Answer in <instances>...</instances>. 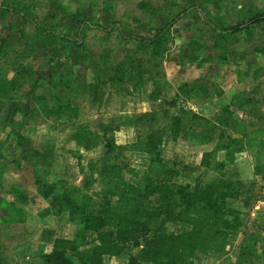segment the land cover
I'll use <instances>...</instances> for the list:
<instances>
[{
	"label": "rangeland",
	"instance_id": "obj_1",
	"mask_svg": "<svg viewBox=\"0 0 264 264\" xmlns=\"http://www.w3.org/2000/svg\"><path fill=\"white\" fill-rule=\"evenodd\" d=\"M49 1L0 0V5L24 8L33 18L40 20L52 7ZM59 1L67 14L79 13L93 25L85 39L87 47L105 66L123 70V77L115 85L107 81L106 86H100L99 98L92 101L87 89L96 77L92 69L76 63L62 65L58 58L49 61L48 56H44L49 49H41L27 59L34 61L40 76L34 93L45 97L52 110L49 116H40L33 121L20 113L12 115V111L0 103V263L48 264L45 256L54 246L64 249L65 254L74 260L76 253L89 250L96 242V234L86 232L82 241L80 224L69 221L65 209L60 213L53 198L59 199L65 194L75 202L98 201L101 184L95 175L89 174L87 162L102 155L103 151L101 147L83 150L75 144L71 133L81 125H88L101 133L100 125L112 123L115 130L111 134L115 142L124 145L136 137L133 116L158 108L163 100H174V106L164 103L160 107H168L173 113L183 108L217 123L210 137L190 125L177 139L164 138L163 158L179 171L173 178L176 184L192 187L197 178L204 183L223 172L233 173L235 178L246 183L251 180L257 182L255 199L249 205L244 206L236 199L223 202L225 208L239 210L243 219L240 232L226 247L225 253L198 261L192 259L188 264H264V144L237 149L233 160L228 159L225 148L216 145L220 129L224 127L221 119H225L228 113L240 124L264 127V21L240 32L225 34L226 40L217 51L213 46L217 31L199 27L190 19L182 18L175 24V29L165 33L160 47L165 50L163 58L154 59L149 55H135L117 28L106 31L110 21L123 20L124 14L143 20L163 3L183 7L195 0ZM198 1L201 10L216 15L221 9L226 19L233 22L236 19L231 14L238 6L250 14L264 12L262 0ZM140 4L146 5L145 9ZM7 20L17 22L20 18L12 14ZM65 22L67 20H63ZM129 25L136 33V24L129 22ZM8 33L9 27L0 22V37ZM155 34L153 30L150 36ZM54 45L58 53L63 54H68L71 46L58 39L54 40ZM201 60L203 66L199 68L196 63ZM48 69L49 82L44 78ZM152 79L161 89L157 100L149 98L156 86ZM195 80L208 85L210 96L207 99L194 92L179 90L182 83ZM72 89L79 92L58 106L57 98ZM237 94H240L239 100L250 99L247 107L231 105V97ZM14 97L23 100L19 96ZM187 122L191 123V120ZM22 142L24 145L29 143V147L40 152L48 149V159L36 164L27 162V158L22 160L19 157V144ZM126 154L134 171L125 174V178L137 183L146 170L149 157L140 152ZM220 162L224 163L222 167L218 165ZM182 164L194 169L183 172ZM46 188H50L47 195ZM38 217L46 220L40 222ZM38 223L46 225L48 230H42ZM168 229L181 230L182 227L168 225ZM247 235L255 238L257 258L249 256L241 248V240ZM56 239L61 240L57 242ZM138 252L139 248L126 246L118 256H105L104 260L107 264H130L138 258Z\"/></svg>",
	"mask_w": 264,
	"mask_h": 264
},
{
	"label": "trees",
	"instance_id": "obj_2",
	"mask_svg": "<svg viewBox=\"0 0 264 264\" xmlns=\"http://www.w3.org/2000/svg\"><path fill=\"white\" fill-rule=\"evenodd\" d=\"M49 2L52 7L40 20L33 18L24 8L0 5V22L9 27V33L0 37V103L7 106L12 115L20 113L33 121L40 116H49L52 110L45 97L34 93L40 76L34 61L27 60L41 49L50 50L47 54L44 53L49 61L58 58L62 65L76 63L83 68L92 69L96 77L87 86L92 101L99 98L100 86H106L107 81L115 85L123 77V70L105 66L87 47L85 39L93 25L79 13L67 14L59 0ZM197 2L200 1L195 0L183 7L163 3L155 10L156 13L154 11L143 20L124 14L123 20L110 21L105 30L111 32L117 28L129 42L128 45L132 46L130 48L135 55H149L160 59L165 53L160 48L165 40V33L175 29V24L182 18L190 19L199 27L217 31L213 45L217 51L226 40L225 34L240 32L250 25L264 21V12L250 14L244 8H234L231 16L236 21H229L221 13V9L218 14L213 15L201 10V5ZM140 6L144 9L146 7L144 4ZM12 14L17 15L20 20H7ZM63 20L67 22L63 23ZM129 22L136 24V33L131 31ZM153 30L156 34L150 36ZM55 39L71 44L68 54L58 53L54 45ZM100 56L101 53L98 57ZM128 57L131 60L132 56ZM196 66L202 67L203 61H198ZM44 78L48 82L51 79L49 69ZM153 81L156 86L149 98L157 100L161 89L157 87L158 82L155 79ZM179 90L184 93L194 92L204 99L210 96V89L203 81L184 82L179 85ZM77 92L79 90L65 91L57 98L58 106L65 104ZM239 95L231 97V105L233 103L237 108L247 107L250 99L239 100ZM164 103L175 105L174 100H163L160 104ZM160 104L158 108H151L132 117L136 137L133 142L124 145L115 142L111 134L115 130L112 123L100 125L101 133L88 125H81L71 133L75 144L83 150L101 147L103 151L102 155L87 162L89 174L99 179L101 197L98 201L75 202L63 194L59 199L54 197L53 200L60 208V213L65 209L68 220L80 224L82 241L86 232H92L96 234V242L89 250L76 253L75 260L66 255L64 249L54 246L45 256L46 263L77 264L78 260L80 264H107L105 256H118L128 246L139 248L138 258L130 264H188L192 259L198 261L213 255L220 257L232 243V239L237 237L240 226L243 225L241 213L237 209L225 208L223 202L226 199H236L244 206L249 205L255 199L257 182L251 180L246 183L235 178L233 173L223 172L221 176L204 183L197 178L192 187L189 184H176L173 178L179 171L163 158L164 138L177 139L190 125L192 129L210 137L217 123L183 108L173 113L168 107L161 108ZM188 119L191 123L187 122ZM221 121L224 127L220 129L216 145L227 150L228 159L233 160L234 152L244 146L257 147L264 144L263 126L240 124L230 113L225 119L222 117ZM19 146V157L22 160L27 158V162L36 164L48 159V149L40 152L23 142ZM22 146L27 148L23 149ZM126 152L145 153L149 157L146 170L137 183L125 178V174L134 171L129 165ZM218 165L222 167L224 163L220 162ZM181 168L184 169L183 172L194 169L187 164H182ZM46 189L47 195L50 188ZM168 225H180L182 229L169 230ZM60 240L56 239L57 242ZM254 243L255 238L247 235L240 245L249 256L257 258Z\"/></svg>",
	"mask_w": 264,
	"mask_h": 264
},
{
	"label": "crops",
	"instance_id": "obj_3",
	"mask_svg": "<svg viewBox=\"0 0 264 264\" xmlns=\"http://www.w3.org/2000/svg\"><path fill=\"white\" fill-rule=\"evenodd\" d=\"M262 2H263L262 5H264V0H262ZM238 8H242V7H241V6H240V7L238 6ZM42 218H44V217H41V218L38 217V220H39L40 222H44L46 219L44 220V219H42ZM38 225H41V224L38 223ZM41 227L43 228L42 230H48L46 225H43V226L41 225Z\"/></svg>",
	"mask_w": 264,
	"mask_h": 264
}]
</instances>
